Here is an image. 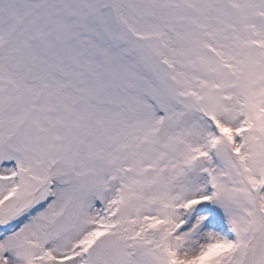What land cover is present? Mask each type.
<instances>
[{
    "label": "snow or ice",
    "instance_id": "obj_1",
    "mask_svg": "<svg viewBox=\"0 0 264 264\" xmlns=\"http://www.w3.org/2000/svg\"><path fill=\"white\" fill-rule=\"evenodd\" d=\"M0 264H264V0H0Z\"/></svg>",
    "mask_w": 264,
    "mask_h": 264
}]
</instances>
